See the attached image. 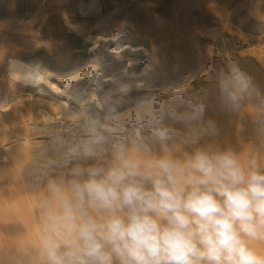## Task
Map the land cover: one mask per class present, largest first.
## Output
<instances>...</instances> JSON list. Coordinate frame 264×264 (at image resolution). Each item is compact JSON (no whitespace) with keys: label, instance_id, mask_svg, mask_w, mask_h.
Masks as SVG:
<instances>
[{"label":"clouds","instance_id":"clouds-1","mask_svg":"<svg viewBox=\"0 0 264 264\" xmlns=\"http://www.w3.org/2000/svg\"><path fill=\"white\" fill-rule=\"evenodd\" d=\"M212 85L223 111L256 109L243 161L196 87L65 94L70 115L44 118L28 164L45 227L8 264H264V93L229 56Z\"/></svg>","mask_w":264,"mask_h":264},{"label":"rangeland","instance_id":"rangeland-1","mask_svg":"<svg viewBox=\"0 0 264 264\" xmlns=\"http://www.w3.org/2000/svg\"><path fill=\"white\" fill-rule=\"evenodd\" d=\"M119 31L162 63L153 64L151 84L118 78L154 93L196 87L207 97L221 142L242 161L259 145L255 107L223 111L212 80L229 56L264 93V0H0V96L10 99L9 110L0 113V264L39 242L45 222L36 208L43 192L33 187L28 164L43 115H70L62 107L66 96L57 98L15 80L12 60L71 73L91 59L90 47L101 34ZM116 83L104 82L97 90L90 83L78 87L89 88L91 101Z\"/></svg>","mask_w":264,"mask_h":264},{"label":"bare ground","instance_id":"bare-ground-1","mask_svg":"<svg viewBox=\"0 0 264 264\" xmlns=\"http://www.w3.org/2000/svg\"><path fill=\"white\" fill-rule=\"evenodd\" d=\"M131 38L121 31L101 34L90 47L91 59L71 73L62 74L41 62L32 64L20 59L12 60L10 73L20 83H23L21 80L24 77H35V88L53 93L57 98L68 94V97L76 99L79 93L89 92L85 85L79 88V83H90L91 88L97 90L104 82L110 84L122 81L118 76L139 77L149 70L152 72L153 64L161 65L160 58L154 56L148 48L133 42ZM133 62L140 64L139 69H135ZM9 108V96H0V113L4 114ZM46 116L43 115L44 118Z\"/></svg>","mask_w":264,"mask_h":264}]
</instances>
